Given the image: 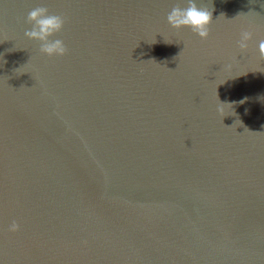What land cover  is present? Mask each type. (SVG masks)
<instances>
[{"label":"water","instance_id":"water-1","mask_svg":"<svg viewBox=\"0 0 264 264\" xmlns=\"http://www.w3.org/2000/svg\"><path fill=\"white\" fill-rule=\"evenodd\" d=\"M187 3L0 0V264H264V0Z\"/></svg>","mask_w":264,"mask_h":264},{"label":"clouds","instance_id":"clouds-1","mask_svg":"<svg viewBox=\"0 0 264 264\" xmlns=\"http://www.w3.org/2000/svg\"><path fill=\"white\" fill-rule=\"evenodd\" d=\"M168 23L176 29L189 27L202 39H206L210 33V25L213 21L212 11L207 7H200L196 0H188L187 6L181 8L174 6L167 15ZM26 22L32 27L25 31V36L29 39L37 40L40 43V52L48 56H63L68 51L62 39H51L59 33L64 24L65 18L62 15L50 14L45 6H39L28 12ZM252 32L243 30L240 34L238 46L241 50L248 47V41L252 38ZM259 55L264 59V40L258 45ZM231 67V65H227ZM224 104H220L218 111L224 112ZM227 126V125H226ZM19 229V224L13 221L9 231L15 232Z\"/></svg>","mask_w":264,"mask_h":264}]
</instances>
